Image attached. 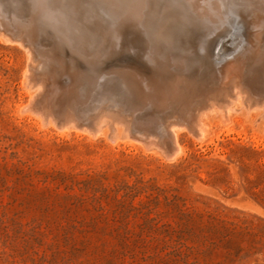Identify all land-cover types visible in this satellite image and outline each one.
Masks as SVG:
<instances>
[{"label":"rangeland","instance_id":"374dc122","mask_svg":"<svg viewBox=\"0 0 264 264\" xmlns=\"http://www.w3.org/2000/svg\"><path fill=\"white\" fill-rule=\"evenodd\" d=\"M92 1L87 46L74 39V34L71 36L74 28L64 27L62 31L59 20L48 13L46 0H36L31 7L34 31L41 32L39 40L51 53L57 55L61 51L64 55L61 75L71 74L75 68L74 80L82 87L86 84L83 89L92 95L108 82L102 84L92 71L87 72L85 64L122 60L127 64L125 60H129L135 67L143 62V67L138 68L146 71L155 62L167 59L168 51L153 50L156 46L150 32L138 21L115 11L104 0ZM231 1L207 3L209 14L201 23L204 30L198 26L193 29L197 35L195 45L200 47L195 51L207 56L211 49L213 54L212 49L224 34L232 35L228 42L240 41L239 29L246 26L245 16L239 8L241 3ZM0 3L9 4L12 10L15 7L7 0ZM36 36L35 33L30 37L34 41L38 40ZM185 36L189 35L180 32L178 39ZM27 62L25 48L0 37V157L4 158L0 161L12 169L6 176L10 188L0 196V264H264L260 256L232 262L225 249L211 247L212 232L207 226V211L215 207L225 217H264V211L240 187L238 163L239 158L246 162L255 158L245 148L264 150L261 109L247 110L241 99L235 100L226 119L215 105L214 110L201 116L204 135L189 133L188 127L181 129V149L174 157H167L159 149H147L127 137L111 141L108 119L100 124L101 132L96 135L74 128L61 132L52 124L43 125L27 106L29 93L35 91L25 85ZM255 62L248 81L250 88L264 83V57ZM158 67L159 72L170 75L167 64ZM77 69L83 70L84 75L79 76ZM61 75L55 84L60 83ZM188 78L176 89L158 85L154 88L175 100L174 105L167 102L161 111L168 112L163 116L164 125L182 122L180 116L189 117L180 108L191 99L188 83L193 80ZM58 89L64 88L58 84ZM114 96L117 105L126 104L125 98ZM91 102L92 97L82 105L86 115L83 124L92 116ZM155 114L135 127L163 140L158 128L161 119ZM187 163H192L190 168L185 167ZM218 165L226 168L224 182L214 180L213 168Z\"/></svg>","mask_w":264,"mask_h":264},{"label":"bare ground","instance_id":"6f19581e","mask_svg":"<svg viewBox=\"0 0 264 264\" xmlns=\"http://www.w3.org/2000/svg\"><path fill=\"white\" fill-rule=\"evenodd\" d=\"M9 1L15 5L13 10L9 9V4L2 5L0 3V37L6 41L16 42V44L18 43L26 49L28 54V70L26 72L24 70L26 78L25 85L28 88L35 89L34 92H30L28 95L29 102L27 106L39 116L43 125L52 124L58 130L60 129L61 132H66L70 128H74L83 131L86 130L88 133L96 135L101 132L100 124L105 119H108L106 124L109 123L111 125V141L114 142L120 137L121 139L127 137L130 141L143 143L147 149L156 148L165 156L174 157L181 149L178 142L179 131L188 127L189 133L202 137L205 131L202 128L201 116L206 111L214 110L215 105L218 106L223 112L222 115L227 119L226 116L229 115L234 101L241 99L244 104L243 106L245 108L247 107V110H250V108L261 109L262 116H264V83L253 84L252 88L248 86L250 75L253 74L252 69L257 64L255 61L257 59L259 60L262 56L264 57V0H237L241 3L239 8L245 16L246 23L245 28L241 27L239 29V32L241 31L242 33L240 41L228 42L232 35L226 36L224 34L212 49L213 54H211V49H209L207 56H204L203 52L195 51L198 46L195 45L197 35L193 29L198 26L200 30H204L201 27V23L207 20L209 14L207 3L210 0H126L119 3L114 0H104L106 4L112 5L115 11L125 13V15L127 13L132 19L138 21L139 24L143 25L150 32L151 40H153L152 43L156 46L153 50L163 49L169 53H166L167 59L165 61L155 62V66L146 69V71L138 68L142 66L143 62L136 63L137 67H135V65L132 66L133 63L129 62V60H125L127 64L122 63L123 60L121 61L122 64L119 62L111 64H85L87 72L92 71L94 77L104 82L102 84L108 82V85L95 89L96 91L92 95L90 90L88 91L87 88H85L86 90L83 89L86 84H82V87L77 80H74V66H72L74 69L71 74H60L59 68L62 67L63 53L61 51H58L57 55L51 53L44 46L43 41L39 40L40 34L38 38V33L41 32L34 31V20L30 15L31 7L32 5L34 6L36 0H7V2ZM46 1L49 10H47L48 13L50 12L54 16V20L55 18L59 20V23L63 26L60 25L62 31L65 30L64 27L74 28L71 36L74 34V39L78 38L79 43L81 42L83 46H87V41L90 38L88 33L89 20L93 19H89L90 15H92L91 3L93 1ZM6 20L11 21L15 28H12ZM52 22L57 23L53 19ZM53 23L52 25L55 26ZM18 26H20L19 29L17 28ZM180 32L186 33L189 36H185L186 38L183 37L180 40L178 39ZM35 33L37 34L36 37L38 40L33 41L30 36ZM99 33H101L100 30ZM111 47L113 48V46ZM144 48L148 49L146 46ZM156 55L159 54L157 53ZM161 64L168 65L170 69L169 76L159 72L158 65ZM82 71L76 70L79 76L84 75ZM262 71L261 77L263 78L264 68ZM60 75V83L55 84L57 77ZM184 77H189L188 79L193 80L188 83L190 84V89H188L191 99L187 103L184 100H181L182 102L179 101L180 103H185L182 104L183 106L180 105V108L184 112H188L189 117L184 118L180 116L183 119L182 122L177 123L171 121L164 125L162 121L163 116H167L168 112L165 114V111H161L167 106V102L174 105L175 100L170 99V97H165V95L160 94L154 88L158 85L164 89L166 87H175L176 89L185 80ZM58 84L62 85L64 89L61 91L58 89L61 92V96H58L59 99L56 102L55 97L57 98L56 95L59 93L57 90ZM78 86L82 89H79ZM96 92H98L97 96L95 95ZM114 95L125 98L126 104L122 106L117 105L118 102ZM90 97H92V102L89 113L92 116L83 124L84 122L82 123L81 121L86 115L83 112L82 105ZM186 98L188 97L186 96ZM186 98L185 100L187 101ZM178 99L182 98L179 97ZM187 105H190L188 106L189 108ZM23 108L25 109V107ZM155 113H158L157 116L161 119L158 128H160L163 140H160L159 136H154L153 133V136L150 133H141L135 127V124L140 123L142 120H147V116L156 115ZM144 130L146 131L147 129ZM144 130L142 129V131Z\"/></svg>","mask_w":264,"mask_h":264},{"label":"trees","instance_id":"16d2710c","mask_svg":"<svg viewBox=\"0 0 264 264\" xmlns=\"http://www.w3.org/2000/svg\"><path fill=\"white\" fill-rule=\"evenodd\" d=\"M255 158L253 162H246L239 158L240 187L243 192L257 205L264 207V150L245 148ZM3 160V157H0ZM192 163H187L190 168ZM6 163L0 161V196L10 187L6 176L11 173ZM213 177L216 181H226V168L215 166ZM236 193V192H235ZM215 207L207 211L208 230L212 232L210 245L213 248H223L232 262H242L253 257L264 259V217L261 216H232L225 217ZM182 214H186L182 211ZM188 216V214H187Z\"/></svg>","mask_w":264,"mask_h":264},{"label":"water","instance_id":"95a60500","mask_svg":"<svg viewBox=\"0 0 264 264\" xmlns=\"http://www.w3.org/2000/svg\"><path fill=\"white\" fill-rule=\"evenodd\" d=\"M261 207V206H260ZM264 210V207H261Z\"/></svg>","mask_w":264,"mask_h":264}]
</instances>
